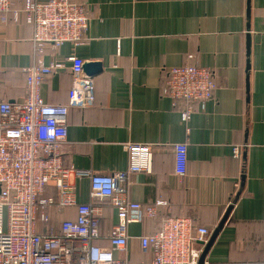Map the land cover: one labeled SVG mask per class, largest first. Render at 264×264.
Segmentation results:
<instances>
[{"label": "crops", "instance_id": "0c3cea01", "mask_svg": "<svg viewBox=\"0 0 264 264\" xmlns=\"http://www.w3.org/2000/svg\"><path fill=\"white\" fill-rule=\"evenodd\" d=\"M10 1L20 16L18 22L12 13L6 22L0 18V100L16 102L25 96V69L33 62V26L23 12L26 0ZM71 1L86 7L89 27L79 44L44 49L45 64L63 67L45 79L41 95L49 104L68 103L70 57L102 67L85 73L94 79L95 103L69 110L61 149L78 203L99 208L95 244L110 247L117 212L107 199L92 198L90 178L74 170H126L124 145L132 143L151 147L153 155L150 172L131 177L130 198L144 209L167 205L127 226V249L115 251L118 259L150 263L153 252L142 248L141 237L161 230L170 217L190 218L211 237L231 208L205 264L264 263V0ZM194 63L213 72L217 88L183 121L187 103L175 105L162 89L171 68ZM176 144L187 145L184 176L176 173ZM236 146L240 158L233 156ZM43 196L57 197L54 182ZM47 216L38 214L37 232L58 234L77 210L51 207Z\"/></svg>", "mask_w": 264, "mask_h": 264}, {"label": "built area", "instance_id": "2783aa9c", "mask_svg": "<svg viewBox=\"0 0 264 264\" xmlns=\"http://www.w3.org/2000/svg\"><path fill=\"white\" fill-rule=\"evenodd\" d=\"M23 12L33 26V62L25 69L26 93L20 101L0 100V264H131L115 256L116 250L127 249V226L167 205L159 201L144 209L129 195L131 177L150 172L153 150L146 145H124L128 168L112 175L74 170L76 175L90 178L92 198L107 199L117 212L118 224L110 232V247L95 244L100 236L99 208L78 203L76 188L69 181L71 170L64 166L61 152L68 136L69 110L95 103L94 79L84 73L82 59L70 57L68 103L49 104L41 95L45 79L63 67L60 63L45 64L41 58L44 49L81 43L89 27V15L83 4L71 0H26ZM9 13L19 21L20 11L12 8L11 1L0 0L3 22ZM216 88L213 72L194 63L171 68L162 92L175 105L178 101L187 103L181 112L182 120L187 121L194 104L205 107ZM173 151L176 173L184 176L187 145L176 144ZM241 154L242 148L234 147V158ZM52 182L57 197L43 196ZM51 207H75L77 217L64 221L58 234H39L38 214L48 220ZM210 234L204 227H194L190 218L170 217L161 230L141 237V246L153 252L147 264H199Z\"/></svg>", "mask_w": 264, "mask_h": 264}, {"label": "water", "instance_id": "95a60500", "mask_svg": "<svg viewBox=\"0 0 264 264\" xmlns=\"http://www.w3.org/2000/svg\"><path fill=\"white\" fill-rule=\"evenodd\" d=\"M83 71H84V73H86V74H88L90 76H93L94 74L100 73L102 71V67L98 63H86L83 66ZM230 209L231 208L228 209V212L225 215V217L223 218V220L220 223L219 227L213 232V234L211 235L209 241L205 244L204 250H203L202 255L200 257V260H199V264H205L206 256H207L211 246L213 245L216 237L218 236L220 230L222 229V227H223V225H224V223H225V221H226V219L228 217Z\"/></svg>", "mask_w": 264, "mask_h": 264}]
</instances>
